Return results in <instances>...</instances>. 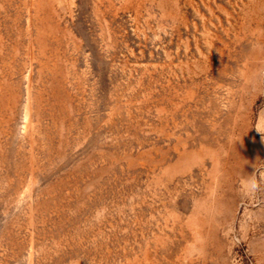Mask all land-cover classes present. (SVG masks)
I'll return each instance as SVG.
<instances>
[{
  "label": "rangeland",
  "instance_id": "obj_1",
  "mask_svg": "<svg viewBox=\"0 0 264 264\" xmlns=\"http://www.w3.org/2000/svg\"><path fill=\"white\" fill-rule=\"evenodd\" d=\"M0 264H264V0H0Z\"/></svg>",
  "mask_w": 264,
  "mask_h": 264
}]
</instances>
